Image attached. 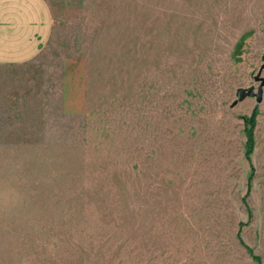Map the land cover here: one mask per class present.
Returning a JSON list of instances; mask_svg holds the SVG:
<instances>
[{
  "label": "rangeland",
  "instance_id": "374dc122",
  "mask_svg": "<svg viewBox=\"0 0 264 264\" xmlns=\"http://www.w3.org/2000/svg\"><path fill=\"white\" fill-rule=\"evenodd\" d=\"M48 2L0 64V264H264V0Z\"/></svg>",
  "mask_w": 264,
  "mask_h": 264
},
{
  "label": "crops",
  "instance_id": "0c3cea01",
  "mask_svg": "<svg viewBox=\"0 0 264 264\" xmlns=\"http://www.w3.org/2000/svg\"><path fill=\"white\" fill-rule=\"evenodd\" d=\"M53 28L48 0H0V64L19 65L35 58Z\"/></svg>",
  "mask_w": 264,
  "mask_h": 264
},
{
  "label": "water",
  "instance_id": "95a60500",
  "mask_svg": "<svg viewBox=\"0 0 264 264\" xmlns=\"http://www.w3.org/2000/svg\"><path fill=\"white\" fill-rule=\"evenodd\" d=\"M264 67V63L262 64L261 68ZM260 68V70H261ZM259 70V71H260ZM256 80L261 81V83L259 84V86L257 87V90H254V86H249V87H239L236 89V100L233 101L232 105H235L238 101L243 100L245 97L247 96H255L256 97V101L260 102L262 99V87L264 85V78H260L259 76H255Z\"/></svg>",
  "mask_w": 264,
  "mask_h": 264
},
{
  "label": "trees",
  "instance_id": "16d2710c",
  "mask_svg": "<svg viewBox=\"0 0 264 264\" xmlns=\"http://www.w3.org/2000/svg\"><path fill=\"white\" fill-rule=\"evenodd\" d=\"M248 122L250 123V125L252 127L254 126V124H255V112H252L251 116L248 119ZM248 135H249V141H250V146H251V144H252V134H251V132H249Z\"/></svg>",
  "mask_w": 264,
  "mask_h": 264
}]
</instances>
